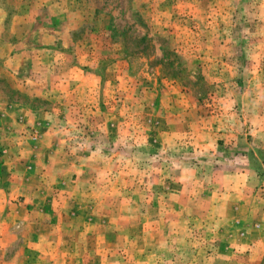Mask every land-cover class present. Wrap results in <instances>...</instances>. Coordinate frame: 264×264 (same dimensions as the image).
<instances>
[{
	"label": "rangeland",
	"instance_id": "1",
	"mask_svg": "<svg viewBox=\"0 0 264 264\" xmlns=\"http://www.w3.org/2000/svg\"><path fill=\"white\" fill-rule=\"evenodd\" d=\"M0 264H264V0H0Z\"/></svg>",
	"mask_w": 264,
	"mask_h": 264
}]
</instances>
